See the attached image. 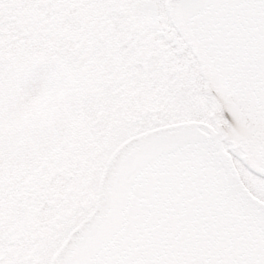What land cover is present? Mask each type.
<instances>
[{"label": "snow or ice", "instance_id": "snow-or-ice-1", "mask_svg": "<svg viewBox=\"0 0 264 264\" xmlns=\"http://www.w3.org/2000/svg\"><path fill=\"white\" fill-rule=\"evenodd\" d=\"M0 264H264V0H0Z\"/></svg>", "mask_w": 264, "mask_h": 264}]
</instances>
